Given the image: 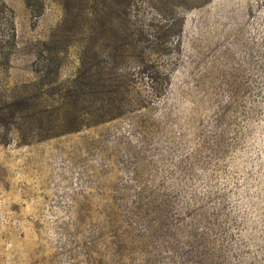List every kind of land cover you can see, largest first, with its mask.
Segmentation results:
<instances>
[{
  "label": "rangeland",
  "instance_id": "1",
  "mask_svg": "<svg viewBox=\"0 0 264 264\" xmlns=\"http://www.w3.org/2000/svg\"><path fill=\"white\" fill-rule=\"evenodd\" d=\"M0 264H264V0H0Z\"/></svg>",
  "mask_w": 264,
  "mask_h": 264
},
{
  "label": "trees",
  "instance_id": "2",
  "mask_svg": "<svg viewBox=\"0 0 264 264\" xmlns=\"http://www.w3.org/2000/svg\"><path fill=\"white\" fill-rule=\"evenodd\" d=\"M81 66H82V65H81ZM82 68H83V67H82ZM82 68H81V69H82ZM85 71H86V70H85ZM91 115H92V114H91ZM94 116H97V115L94 114ZM107 116H108V115H107ZM105 118H106V117H100V118L98 119V121H99V120H100V121H101V120H104ZM92 122H97V121H92ZM70 130H76V129H70Z\"/></svg>",
  "mask_w": 264,
  "mask_h": 264
}]
</instances>
